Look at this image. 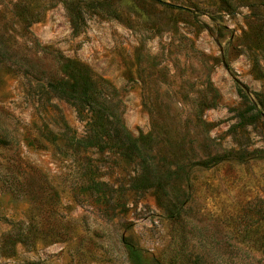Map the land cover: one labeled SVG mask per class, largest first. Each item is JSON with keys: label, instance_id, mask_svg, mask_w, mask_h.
Masks as SVG:
<instances>
[{"label": "rangeland", "instance_id": "rangeland-1", "mask_svg": "<svg viewBox=\"0 0 264 264\" xmlns=\"http://www.w3.org/2000/svg\"><path fill=\"white\" fill-rule=\"evenodd\" d=\"M62 57L146 165L69 148L89 114L52 87ZM125 241L264 264V0H0V264H132Z\"/></svg>", "mask_w": 264, "mask_h": 264}, {"label": "trees", "instance_id": "trees-1", "mask_svg": "<svg viewBox=\"0 0 264 264\" xmlns=\"http://www.w3.org/2000/svg\"><path fill=\"white\" fill-rule=\"evenodd\" d=\"M69 9L76 11L72 5H69ZM60 61L66 78L58 79L53 83L54 91L63 96L65 101L76 108L79 113L87 111L89 114L87 134L81 138L75 135L67 137L69 148L75 151L96 149L102 153L105 146L111 141H121V151L118 152L121 157H129L128 160L139 158L141 165H146V159L140 154L138 140H134L127 134L119 117L115 116L112 110H108V99L101 98L96 93L95 81L89 75L87 67L63 57L60 58ZM65 129V131H69V128ZM49 136L56 141V136L51 131ZM54 139L52 142L55 143ZM132 149L134 153L126 152ZM143 171L144 169L139 172V176ZM125 246L132 264H144L139 250L131 242L125 241Z\"/></svg>", "mask_w": 264, "mask_h": 264}]
</instances>
